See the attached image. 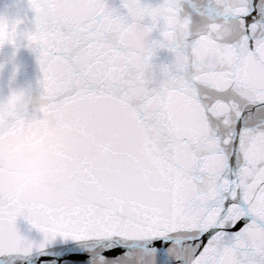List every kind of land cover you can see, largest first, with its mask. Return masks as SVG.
<instances>
[{
    "label": "snow or ice",
    "instance_id": "1",
    "mask_svg": "<svg viewBox=\"0 0 264 264\" xmlns=\"http://www.w3.org/2000/svg\"><path fill=\"white\" fill-rule=\"evenodd\" d=\"M184 2L27 0L53 187L0 264H264V0Z\"/></svg>",
    "mask_w": 264,
    "mask_h": 264
},
{
    "label": "water",
    "instance_id": "2",
    "mask_svg": "<svg viewBox=\"0 0 264 264\" xmlns=\"http://www.w3.org/2000/svg\"><path fill=\"white\" fill-rule=\"evenodd\" d=\"M147 2L155 4L159 0ZM106 3L110 7L120 6V0H106ZM213 4L214 0H186L182 4L181 15H188L193 30H196L208 22L206 17L198 15L196 10L205 11ZM13 6L25 21L21 29L31 30L33 13L27 5V0H0V8ZM12 53L13 50L8 47L0 48V64L3 65L0 67V92L6 94L9 87L24 86L30 88L34 96L39 97L41 104V71L35 55L30 48L23 46L16 50L14 59ZM13 65L17 66L14 77ZM39 108L34 113L29 109V115L25 117L29 118L27 123L20 124L21 120H18L8 128L0 130V193L10 200L18 199L25 192H46L53 187L52 126L48 120L39 117ZM38 161L46 165L48 181L44 185L33 186L30 178L37 171ZM18 224L21 222L18 221Z\"/></svg>",
    "mask_w": 264,
    "mask_h": 264
},
{
    "label": "clouds",
    "instance_id": "3",
    "mask_svg": "<svg viewBox=\"0 0 264 264\" xmlns=\"http://www.w3.org/2000/svg\"><path fill=\"white\" fill-rule=\"evenodd\" d=\"M24 22L15 6L0 8V48L12 49V59L15 58L16 50L22 46L30 48L39 67L40 48L35 39L29 40V31L21 29ZM2 66L0 64V67ZM16 71L17 66L13 65V77ZM39 106V97L34 96L30 88L17 85L9 87L6 94L0 92V130L24 119L29 115V109L34 113ZM47 181L46 165L42 161H38L37 171L30 178V183L33 186H40L46 184Z\"/></svg>",
    "mask_w": 264,
    "mask_h": 264
}]
</instances>
